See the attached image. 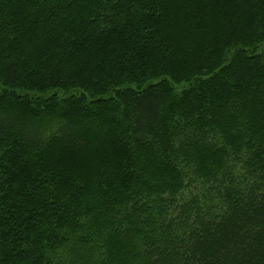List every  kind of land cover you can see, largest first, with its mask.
<instances>
[{
	"label": "trees",
	"instance_id": "trees-1",
	"mask_svg": "<svg viewBox=\"0 0 264 264\" xmlns=\"http://www.w3.org/2000/svg\"><path fill=\"white\" fill-rule=\"evenodd\" d=\"M0 264H264V0H0Z\"/></svg>",
	"mask_w": 264,
	"mask_h": 264
},
{
	"label": "bare ground",
	"instance_id": "bare-ground-1",
	"mask_svg": "<svg viewBox=\"0 0 264 264\" xmlns=\"http://www.w3.org/2000/svg\"><path fill=\"white\" fill-rule=\"evenodd\" d=\"M220 101H222V100H220ZM224 101V100H223ZM234 109V108H233ZM211 115V114H210ZM199 118V117H198ZM204 119H205V117H204ZM214 122V121H213ZM204 123V122H203ZM185 164V163H184Z\"/></svg>",
	"mask_w": 264,
	"mask_h": 264
}]
</instances>
